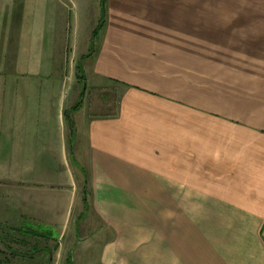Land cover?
Masks as SVG:
<instances>
[{
	"label": "crops",
	"instance_id": "crops-1",
	"mask_svg": "<svg viewBox=\"0 0 264 264\" xmlns=\"http://www.w3.org/2000/svg\"><path fill=\"white\" fill-rule=\"evenodd\" d=\"M106 9L91 93L52 44L44 68L0 69V226L88 222L98 264H264V0Z\"/></svg>",
	"mask_w": 264,
	"mask_h": 264
},
{
	"label": "rangeland",
	"instance_id": "rangeland-1",
	"mask_svg": "<svg viewBox=\"0 0 264 264\" xmlns=\"http://www.w3.org/2000/svg\"><path fill=\"white\" fill-rule=\"evenodd\" d=\"M101 16V0H0V69H7L3 67L13 64L18 68H44L45 50L47 44H52V71L63 69V80H70L71 87L75 86L81 93L85 90L91 93L93 89L86 78L84 80L81 76L86 75L85 64L94 50L95 38L92 36L88 39L93 28L98 26ZM67 19L71 23L70 42L67 41L66 33L58 36L55 30L58 23L61 27V23L65 25ZM79 57H82L81 61ZM48 63L51 64V60ZM79 63L81 70L78 85L74 75L77 73L78 76ZM25 77L22 76L23 79ZM79 94L77 92L76 101L70 103L68 109L83 100L82 94ZM115 101L113 94V103ZM75 223L72 221L70 226L64 227L63 233L60 230L62 227H47L31 219H26L19 231L9 226H0V264H29L32 255L38 264H98L100 250L94 243L96 233L93 232V226L88 222L85 226L80 224L79 233ZM88 236L90 239L82 244L74 241L75 238ZM34 247L45 248L46 251L48 249L51 253L41 249L29 254Z\"/></svg>",
	"mask_w": 264,
	"mask_h": 264
},
{
	"label": "trees",
	"instance_id": "trees-1",
	"mask_svg": "<svg viewBox=\"0 0 264 264\" xmlns=\"http://www.w3.org/2000/svg\"><path fill=\"white\" fill-rule=\"evenodd\" d=\"M101 8H102V16L101 19L99 20V24L98 26L95 28V30L93 31V37L95 38L96 35L99 33V31L102 29V27L104 26V24L106 23V18H107V9H106V0H101ZM85 56V55H84ZM83 56V57H84ZM79 69L81 70V65L79 63L78 65V77L79 76ZM84 80H85V75L81 76ZM83 94L81 95V99H83ZM83 101V100H82ZM82 101L79 102L77 105H75L74 107L70 108L69 110L66 111L65 113V117L67 120V123L69 124L70 130H71V139H70V150H71V154L73 153V138L75 136L76 133V126H75V122L73 120L72 117V112L79 108V106H81ZM36 252V251H35ZM51 252V251H50Z\"/></svg>",
	"mask_w": 264,
	"mask_h": 264
},
{
	"label": "water",
	"instance_id": "water-1",
	"mask_svg": "<svg viewBox=\"0 0 264 264\" xmlns=\"http://www.w3.org/2000/svg\"><path fill=\"white\" fill-rule=\"evenodd\" d=\"M82 60V57H79V61H81Z\"/></svg>",
	"mask_w": 264,
	"mask_h": 264
}]
</instances>
